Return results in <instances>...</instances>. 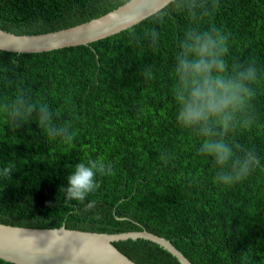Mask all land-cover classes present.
<instances>
[{
  "label": "trees",
  "instance_id": "16d2710c",
  "mask_svg": "<svg viewBox=\"0 0 264 264\" xmlns=\"http://www.w3.org/2000/svg\"><path fill=\"white\" fill-rule=\"evenodd\" d=\"M128 0H0V29L33 35L98 18ZM211 23L230 33V62L255 61L256 123L236 134L264 165V0H216ZM149 23L136 25L140 31ZM187 21L173 13L157 48L136 44L131 28L97 42L43 53L0 50V99L32 91L71 122L74 141L47 137L35 122L15 129L0 112V223L100 233L148 231L193 264H264V167L244 181L214 183L215 165L198 155L199 138L181 128L170 93L176 42ZM152 72L146 78L144 70ZM169 157L167 164L160 159ZM104 157L115 175L98 177L87 210L63 187L75 164ZM136 264H180L147 240L115 242ZM0 264H14L0 259Z\"/></svg>",
  "mask_w": 264,
  "mask_h": 264
},
{
  "label": "clouds",
  "instance_id": "9594fccd",
  "mask_svg": "<svg viewBox=\"0 0 264 264\" xmlns=\"http://www.w3.org/2000/svg\"><path fill=\"white\" fill-rule=\"evenodd\" d=\"M161 7L150 13H140L137 23L148 20L139 32L131 26L130 39L155 49L161 40L159 27L173 13L183 15L187 21L176 42L172 67L170 93L176 105L177 124L199 138L198 155L210 157L215 165L214 183L236 185L258 168L261 156L255 148L245 147L236 139L241 130L256 123L254 85L260 79V69L255 61L248 64L230 62L228 59L230 33L211 23L218 7L216 0H160ZM146 78L152 77L150 69L144 70ZM3 112L15 129L35 122L43 133L53 139L71 143L74 130L71 122H58V113L49 103L33 97L32 91L17 87L9 99H0ZM160 159L167 164L169 157L162 153ZM15 164L0 166V177L11 178ZM115 175L113 165L104 157L75 164L63 187L67 201H78L92 210L97 202L85 203L86 198L101 186L98 177Z\"/></svg>",
  "mask_w": 264,
  "mask_h": 264
},
{
  "label": "water",
  "instance_id": "95a60500",
  "mask_svg": "<svg viewBox=\"0 0 264 264\" xmlns=\"http://www.w3.org/2000/svg\"><path fill=\"white\" fill-rule=\"evenodd\" d=\"M160 0H128L116 9L85 23L58 31L16 35L0 29V50L17 54L43 53L88 45L119 34L140 13L161 7ZM147 240L177 258L193 264L170 241L148 231L100 233L59 228H27L0 223V259L14 264H136L115 242Z\"/></svg>",
  "mask_w": 264,
  "mask_h": 264
}]
</instances>
